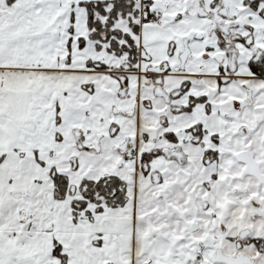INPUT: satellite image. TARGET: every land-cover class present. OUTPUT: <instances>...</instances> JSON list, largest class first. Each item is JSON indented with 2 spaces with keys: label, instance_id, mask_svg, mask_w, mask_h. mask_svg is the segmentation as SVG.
Segmentation results:
<instances>
[{
  "label": "snow or ice",
  "instance_id": "obj_1",
  "mask_svg": "<svg viewBox=\"0 0 264 264\" xmlns=\"http://www.w3.org/2000/svg\"><path fill=\"white\" fill-rule=\"evenodd\" d=\"M0 264H264V0H0Z\"/></svg>",
  "mask_w": 264,
  "mask_h": 264
}]
</instances>
